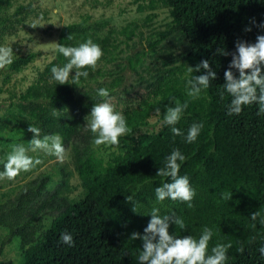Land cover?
<instances>
[{"label":"trees","instance_id":"16d2710c","mask_svg":"<svg viewBox=\"0 0 264 264\" xmlns=\"http://www.w3.org/2000/svg\"><path fill=\"white\" fill-rule=\"evenodd\" d=\"M158 8L168 12L169 21L148 41L150 63H145V52L121 55V45L143 31L136 33L130 24L115 27L107 19L82 13L78 21L66 25L58 44L78 47L91 39L100 46L103 56L96 67L80 69L89 73L87 78L72 84L77 71L73 69L69 83L58 84L51 69L62 67L68 58L56 50L36 78L8 102L0 118V141L29 143L33 136L29 125L40 129L41 138L59 134L71 150L81 192L70 197L74 187L69 173L61 169L53 188L50 175L41 173L0 198V229L6 232L1 246L17 238L21 255L19 263L0 259V264H139L142 241L129 237L133 232L143 235L154 207L161 215L174 213L184 221V229L169 227L178 238L199 239L204 227L211 228L209 254L217 243H230L225 264H264L259 251L264 246V113L253 103L230 115L232 97L224 89V72L237 40L254 44L258 35H264V0H149L151 11ZM23 11L14 0H0V37L16 33L14 22ZM154 16L147 15L143 26H151ZM12 49L5 82L38 55ZM202 60L209 61L216 79L192 98L187 81L206 70L189 67L195 69ZM127 68L143 85L139 97L115 108L126 118L130 132L120 137L119 145L96 146L87 124L93 106L104 100L98 90L108 89L111 102L117 100L118 92H125ZM177 101L188 106L178 123L168 125L164 116ZM200 123L197 139L187 142L189 128ZM173 127L182 134L174 135ZM174 149L185 157L177 161L179 175L189 177L196 193L191 207L155 196L156 187L172 182L157 172ZM10 152L2 151L1 171ZM130 195L135 211L134 203L126 199ZM253 213H258L255 220ZM64 232L72 235V246L62 242Z\"/></svg>","mask_w":264,"mask_h":264},{"label":"clouds","instance_id":"9594fccd","mask_svg":"<svg viewBox=\"0 0 264 264\" xmlns=\"http://www.w3.org/2000/svg\"><path fill=\"white\" fill-rule=\"evenodd\" d=\"M264 27V25H261ZM36 27V25H32ZM245 31H251L246 28ZM236 52L231 53L232 60L228 69L224 72V89L232 97L229 105V114H240L243 107L256 103L259 105V113H264V35H258L254 44H249L242 40H237ZM56 50L68 58V62L61 66H54L51 69L52 78L58 84L69 83L70 73L76 69L75 75L71 76L74 83L78 84L81 77L87 78V71H80L87 67L95 68L97 62L103 56V51L99 45L91 39L80 44L78 47L56 45ZM221 55H229L223 49H217ZM13 63L12 47L0 46V69ZM206 70L205 74L195 76L187 81L189 88L188 95L192 98H198L203 89L210 86L211 81L216 79V72L210 67L208 60H202L195 69L189 67V71ZM233 69L237 70V76ZM98 95L104 98L103 102L95 104L90 113V121L87 124L88 129L94 134L93 143L100 145H119L120 137L130 132L127 121L121 112L115 110L111 103L109 90L101 88ZM187 103L176 102L174 107L167 108L164 116V122L168 125H175L181 118L183 111L187 108ZM159 112V109H157ZM55 114V113H54ZM88 117V116H87ZM203 124H193L187 133L186 140L189 143L194 142ZM29 132L33 134L29 142V147L17 144L12 146V151L8 154L4 163V171L0 172V180L7 178L14 179L21 171H29L36 165L42 163L40 159H33L27 153L29 151L41 150L49 155H54L59 161L63 162L66 157V150L63 146L62 137L59 134L45 135L41 138L39 128L29 125ZM174 135H181L180 129L173 127ZM185 157L178 149H174L166 158L163 168H160L157 175L171 177L172 182L164 183L155 188V196L158 201L163 202L166 199L181 200L188 203L191 207V201L196 195L191 187L188 176H180V164ZM129 202L134 203V195L127 196ZM151 216L147 227L144 228L143 235L139 232H133L129 237L131 240H141L142 250L138 254L139 264H225L227 252L231 247L230 243H217L211 248L209 254V242L213 237V230L204 227L199 239L191 235L178 238L170 234L169 227L174 224L181 229L185 228L184 221L173 214H160L159 208H153L149 214ZM258 213L252 214L255 220ZM63 243L72 246L73 237L70 233H61ZM260 254L264 256V246L260 249Z\"/></svg>","mask_w":264,"mask_h":264},{"label":"rangeland","instance_id":"374dc122","mask_svg":"<svg viewBox=\"0 0 264 264\" xmlns=\"http://www.w3.org/2000/svg\"><path fill=\"white\" fill-rule=\"evenodd\" d=\"M16 5L23 8V14L14 22L16 33L0 37V46L14 48L20 54L36 52L38 55L22 70L10 75V79L5 82L8 74L6 68L0 69V118L4 116L8 108V102L19 92L23 91L46 66V64L55 57L56 45L60 35L65 34V27L68 23L78 21L82 13H89L96 19H107L115 27H121L126 24L136 26V33L143 31L142 36H135L128 44H122L123 52L121 55L134 57L140 52H145V63H150L153 56L148 46V41L153 40L155 32L163 30L169 21L168 12L165 9H149V0H14ZM139 4H144L146 8L140 11ZM154 14L152 24L144 27L147 15ZM36 27H32V25ZM140 55V54H139ZM138 55V56H139ZM152 56V57H151ZM143 73V72H142ZM141 73V74H142ZM126 75L124 93L118 92L119 98L112 99L111 102L115 108L121 106L125 100H134L143 92V85L132 70L127 68L124 71ZM140 76V75H139ZM155 122V118L152 119ZM145 130V128H143ZM3 136H7L4 133ZM21 144L26 148L29 143L20 142L14 139L10 143L0 141V161L2 151H12V146ZM64 146V145H63ZM66 157L63 162L59 161L54 155L46 154L41 150L35 152L29 151L27 154L33 159H40L41 164L36 165L29 171H21L18 176L12 180L7 178L0 180V198L9 195L16 189L18 184L31 179L38 174L45 173L50 175V188H53L58 182L64 169L70 175V184L74 187L70 193L71 198H75L81 192V187L76 172L71 163V150L64 146ZM4 171V170H3ZM0 170V172H3ZM6 232L0 229V259H10L14 263H19L21 259L18 248V239L13 238L10 242H1Z\"/></svg>","mask_w":264,"mask_h":264}]
</instances>
